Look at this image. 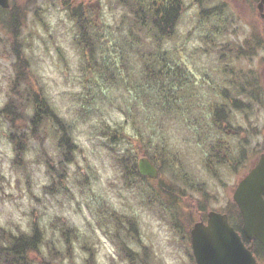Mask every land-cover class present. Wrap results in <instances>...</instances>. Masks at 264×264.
Wrapping results in <instances>:
<instances>
[{"label": "rangeland", "instance_id": "obj_1", "mask_svg": "<svg viewBox=\"0 0 264 264\" xmlns=\"http://www.w3.org/2000/svg\"><path fill=\"white\" fill-rule=\"evenodd\" d=\"M157 1L14 0L0 8V227L13 234L39 228L41 255L51 260V250L59 251L61 261L52 264H86L91 254V264H195L189 237L194 222L210 210L226 213L232 225L239 222L233 192L250 167L245 164L264 152V20L258 0ZM150 2L161 8L154 16L167 8L176 14L171 38L160 43L151 25L143 26ZM79 8L98 25L102 42L110 41L111 56L119 57L113 62L105 55L108 69L99 50L92 58L81 50L74 18ZM12 12L21 14L16 35ZM236 47L243 54L238 59ZM155 59L177 72L149 84L142 62L155 67ZM19 71L23 95L29 89L32 100L43 99L68 124L72 154L60 146V132L51 123L40 125L37 138L29 137L33 109L22 93L25 117L5 111ZM255 72L263 92L245 116L240 88L252 78L256 83ZM175 73L178 79L171 80ZM172 93L176 102L166 111L162 106ZM224 94L239 100L238 110ZM214 113L229 126L224 134L230 144L227 164L210 165L216 176L198 137L209 138ZM162 117L167 120L157 129ZM12 136L23 139L20 158ZM244 137L245 162L236 163V143ZM151 141H161L175 163L166 165L169 170L156 166L157 178L131 185L121 153L130 150L137 164ZM110 214L134 221V227L125 221L117 227ZM65 228L76 232L68 252Z\"/></svg>", "mask_w": 264, "mask_h": 264}, {"label": "trees", "instance_id": "obj_2", "mask_svg": "<svg viewBox=\"0 0 264 264\" xmlns=\"http://www.w3.org/2000/svg\"><path fill=\"white\" fill-rule=\"evenodd\" d=\"M13 1L14 0H12V3H13ZM121 2H124V0H121ZM157 2L161 3L162 0H158ZM151 3H154V2L149 3L151 5L150 8H149V6L146 7V12L148 13V16H142L143 26L144 25H151L152 30H154L155 40L160 43L164 39L171 38L176 16H154L157 14V12L161 11V8H160V10H159V8L155 9V6H154L155 4H151ZM0 10H2V9H0ZM3 11H6V10H3ZM8 12H10V9ZM75 15L76 16H74V18L76 21V28H77V36L79 38V45L81 47V50L86 55H88V56H90V58H92V57H94L95 52L97 53V51L99 50L98 52H100L101 61L106 66H107L108 61H107V63H106V61H104L105 55L112 57L113 62L117 58H119V57L111 56L112 52H114V51L111 49V46L109 45L110 41L108 43L102 42L101 37H100L101 31H97L95 28L98 25H94V24H91L89 22V16H86L87 12L84 9L81 10L79 8ZM20 16H21V14H19L18 12H12V14L10 16V18H11L10 22H11V25L13 27L14 34H15L19 24L21 23L20 22ZM135 16H137V14ZM6 26H8L7 23H6ZM129 29H128V36H131L133 31L131 30L132 28H129ZM258 43H259V41L257 42V44ZM238 49H241V48L236 47L235 52L237 53V55H234L235 59H238V58L242 57V55H243L239 52ZM94 50H95V52H94ZM16 52L17 51L15 49V53ZM231 52H232V49H231ZM247 52H246V57H249L250 54H248ZM159 57H161V56L159 55ZM92 61L94 63H96V61L94 59H92ZM163 62H165V63L163 64ZM155 63H158V65L154 67L153 64L148 63V61H146V60H144L142 62V70L144 71L146 77L148 78L149 84L153 80L161 79L163 74H165L166 72L172 73L173 70H175L177 72L176 68H173V67L169 66L168 64H166V61L160 62L159 60L155 59ZM110 66H112V65H110L108 63L107 69H108V67L110 68ZM165 66H166V68H165ZM21 71H19L17 73V75H16V81L17 82L14 84V87H13V92H15L13 95H15V97H13L14 99L9 102V104L7 106V110H5L9 114L11 113L13 115H16V118L25 117L24 111H23L24 108L22 107V105H25V104L21 103L22 97L19 99V97L21 96V93L23 95V92L18 89V86L25 80L24 76L21 74ZM147 71L149 72L148 75H147ZM255 74H256V72H255ZM258 77H259L258 75H257V77H255L257 79V81H256L257 84L255 83V81L252 78V84L249 82L248 83L246 82L243 85H241L239 94L244 96V102H243V108L242 109H243V113L245 116H247L246 114L250 112L251 104L252 103L257 104L254 97L258 98L259 94L263 92V88L261 87L260 79H258ZM170 79L171 80L178 79L177 73H175V75L173 74V76H171ZM176 91L177 90L174 89L173 93L175 94ZM173 93H172V97L168 96L167 100L164 99L167 103V107L162 106V108L164 110L166 109V111L169 110L168 109L169 107H173L174 102H176V100L174 99ZM24 94H27L29 96L30 94H32V92L28 89L27 92ZM223 98L226 100H228V99L231 100L230 96H227V94H224ZM132 101H134V99L130 100V102H132ZM231 101L234 103L235 109L238 110L239 107L236 105V103H238L239 100H237L236 98H233ZM30 102H33V105L31 106V108L33 109V114H34L33 116L34 117L30 118L31 129H30L29 137L31 139L37 138L38 129H39L40 125L46 119V120H48L49 123H51L53 125V128L55 129V131L59 130V132H60V138H59L60 146L62 148H65V150L67 152L69 151L72 154L73 153L72 150H74L76 146L74 145L72 138L70 137V130H69L68 124L62 123L60 120H58L55 113L52 111V109H50L48 103L46 104L45 101L43 99H39L38 96H36L33 99V101L31 99ZM212 108L214 110L217 109V107L215 105H213ZM173 109H175V108H173ZM125 113H128V112L125 111ZM162 114H165V113L162 112ZM214 115L216 117H212L211 124L209 127V128H211L209 138H207L206 134H201V133L198 135V137H201L202 144H204L207 148V155L208 156H207V160L205 161V163H206L207 167H210L211 173L214 176H216L215 168H214V170H212L211 169L212 167L210 165H213V166L222 165L223 166V165L227 164L228 156H229L228 154L230 151V144L228 143V140L225 138L227 135L224 134V132L229 129V126L227 127V126L221 124V122L217 119V118H219L217 113H214ZM40 119L42 120V122L40 121ZM149 119L151 121L149 123L150 129H151L150 131H151V134H154L153 137H151V138L155 139V137H156L155 133L156 132H154V130L151 127L152 123H153L151 118H149ZM164 120H167V118L162 117L158 120L157 124H154V125H157V129L161 128V124L163 123ZM196 132H198V131H196ZM215 133H218V134L214 135ZM232 135L234 137H236L238 135V132L236 131ZM158 138H159V136H157V139ZM9 140L13 144V147H15L14 150H15L16 155H18V158H20L21 156H19V154H21L23 151V146H21L23 139L20 138L18 140L17 137L12 136V138H10ZM160 142L156 141V142L152 143V141H151V146H149V148H148L149 151H147V154H146L147 156H145V157H147L155 166L160 167V165H161L163 167L165 165L164 168L166 170H169L168 166H166V165H171L170 162H172L173 164L175 163V160L173 158L171 159V157H174V156H172L170 154L169 150L166 148V146L163 144H160ZM248 142H249L248 139L246 137H244L242 142L240 141V143H239V141H238L239 145L236 143V146L239 149V154L237 155V157L234 158V161H236V163L243 162V161L245 162L244 151H246L245 145H247ZM257 153H259V151ZM250 163H247L245 165L246 166L250 165V167H251L253 164H255V162H253L251 164ZM245 165H244V167H245ZM120 166L123 168L124 175L129 178L131 185L133 184V182H136L137 180L144 179V177H142L138 172L137 164H136V158L130 150H126L124 153H121ZM250 167L248 166L245 168L246 169V171L244 172L245 174L248 172ZM233 208H234V211L238 215V218H239V222H237L236 224L233 223V225H234V228L241 233V216H240V214H239V212H238V210L234 204H233ZM176 214H177V212H176ZM110 219L112 220V222L117 227H120L119 223H122L123 221H125L127 224H129L132 228L134 227V225H133L134 221L132 222V220H130L126 217L119 219L115 214H110ZM128 232H129V230H128ZM63 234L65 236L64 241L66 242L67 252H68L69 246L72 245L71 240L76 238V232L73 229L65 228L63 230ZM241 236H242V239L244 240L245 244H247L248 246H251V250L256 257L258 264H264V248L257 241L253 240V241L249 242L244 238V236L242 234H241ZM42 238H43V233L37 227H34L30 231V233L21 232L19 234H16V233L13 234V233L6 231V230L4 231V229L2 227H0V264H34L35 262L38 264H52V262H54V261H61V258L58 256L59 251L56 249H53L50 252L51 260H47V259H45L44 256L41 255L40 246L42 245L41 244ZM124 254L126 255V257H129L127 255L128 254L127 250H125ZM32 256L38 257L37 260H35V257L33 259ZM67 257L70 258V254H67ZM38 259H40V260H38ZM92 261H93V256L91 254L90 260L88 261L86 259V264H91Z\"/></svg>", "mask_w": 264, "mask_h": 264}, {"label": "water", "instance_id": "obj_3", "mask_svg": "<svg viewBox=\"0 0 264 264\" xmlns=\"http://www.w3.org/2000/svg\"><path fill=\"white\" fill-rule=\"evenodd\" d=\"M0 6L8 8V0H0ZM257 9L264 20V0L258 2ZM138 171L142 176H158L147 158L139 160ZM233 200L241 215L244 238L256 240L264 248V153L238 183ZM190 237L196 264H257L251 247L244 244L226 214L209 212L206 225L202 222L194 224Z\"/></svg>", "mask_w": 264, "mask_h": 264}, {"label": "flooded vegetation", "instance_id": "obj_4", "mask_svg": "<svg viewBox=\"0 0 264 264\" xmlns=\"http://www.w3.org/2000/svg\"><path fill=\"white\" fill-rule=\"evenodd\" d=\"M162 16H176V14L173 11V8H169V11L167 10V12H165ZM206 221H207V214L205 218L201 217L198 220V222H203L204 224H206Z\"/></svg>", "mask_w": 264, "mask_h": 264}]
</instances>
